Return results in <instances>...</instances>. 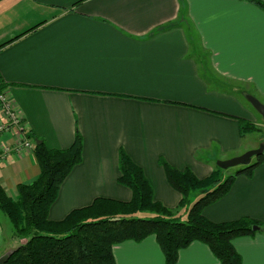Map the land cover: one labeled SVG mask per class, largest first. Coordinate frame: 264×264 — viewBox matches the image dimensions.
Here are the masks:
<instances>
[{
    "label": "crops",
    "instance_id": "1",
    "mask_svg": "<svg viewBox=\"0 0 264 264\" xmlns=\"http://www.w3.org/2000/svg\"><path fill=\"white\" fill-rule=\"evenodd\" d=\"M253 1L0 0V93L24 127L0 114L7 195L16 200L18 186L40 176L28 134L62 150L78 133L82 161L61 185L51 221L96 199H132L118 183L121 150L143 169L155 201L186 219L189 207L179 208L160 161L204 179L252 148L239 119L253 115L239 98L254 89L264 99V10ZM204 214L264 223V165L237 177ZM26 242L0 211V259ZM233 246L243 264H264V228ZM113 255L116 264H166L154 236L118 244ZM176 264L220 262L194 242Z\"/></svg>",
    "mask_w": 264,
    "mask_h": 264
},
{
    "label": "trees",
    "instance_id": "2",
    "mask_svg": "<svg viewBox=\"0 0 264 264\" xmlns=\"http://www.w3.org/2000/svg\"><path fill=\"white\" fill-rule=\"evenodd\" d=\"M253 2L264 10L262 1ZM239 124L242 135L252 130L248 120L239 119ZM27 136L38 140L33 134ZM82 153L83 139L78 133L67 149H50L45 143L35 145L39 178L19 185L16 200L0 185V211L11 222L13 236L27 240L12 251L4 264H116L114 246L127 241L140 243L150 236L156 238L166 264H176L179 252L194 242L205 244L220 264H243L233 241L255 235L254 226L264 228V223L250 218L215 223L204 214L207 207L228 194L237 177L251 178L264 165V154L226 179L225 170L219 167L210 176L199 179L190 169L178 170L161 160L169 185L182 196L179 208L189 207L186 220L181 221L173 211L155 201L143 169L121 150L118 183L131 190L132 199H96L61 221H51L49 213L61 185L82 161ZM198 192L202 196L190 204L191 195ZM145 212L152 213L154 218H135Z\"/></svg>",
    "mask_w": 264,
    "mask_h": 264
},
{
    "label": "rangeland",
    "instance_id": "3",
    "mask_svg": "<svg viewBox=\"0 0 264 264\" xmlns=\"http://www.w3.org/2000/svg\"><path fill=\"white\" fill-rule=\"evenodd\" d=\"M231 92V91H230ZM238 96L239 93L236 92ZM249 94L256 96V98L259 99V101L264 105V99L260 98L255 92L254 89H252L251 91L249 90ZM250 95V96H251ZM245 98V97H244ZM242 97H240V101H242L245 105V107L247 109H249V111L251 112V114L253 115V119L252 122L250 120V122L252 123V130H249V133H246L245 135H248V139L250 140V143L252 144V148L250 151L252 150H257L259 149L261 146L264 145V121L263 118L261 117V115L252 107V105L250 104L249 101H247V99H244ZM0 114H1V109H0ZM36 145V143H35ZM256 161V158H254L252 160V162ZM242 167H233V168H229L228 170H226V176H231L233 174L236 173L237 170L241 169ZM202 196L201 193H195L193 194V196L191 197V200L194 202H196L200 197ZM192 203V204H193ZM179 213H174V216H178ZM135 218H140V219H152L154 218V215L152 213L149 212H145V213H141L135 216ZM181 221H185L186 219H184V217H182V219H180ZM18 239V238H17Z\"/></svg>",
    "mask_w": 264,
    "mask_h": 264
},
{
    "label": "water",
    "instance_id": "4",
    "mask_svg": "<svg viewBox=\"0 0 264 264\" xmlns=\"http://www.w3.org/2000/svg\"><path fill=\"white\" fill-rule=\"evenodd\" d=\"M247 100L250 102L252 107L261 115V117L263 118V121H264V105L258 99H256L255 97H252V96H248ZM35 143H36V145L42 144V142L39 140H37ZM263 154H264V145L261 146L257 150L248 151L247 153H245L239 157H235L233 159H229L226 161H219L217 163V166L223 170H228L229 168H233V167L250 166L252 164V160L254 158L260 157ZM259 230H260V228L258 226H254L252 228L253 232H258ZM9 255H7L3 259H0V264H4V262H6Z\"/></svg>",
    "mask_w": 264,
    "mask_h": 264
},
{
    "label": "built area",
    "instance_id": "5",
    "mask_svg": "<svg viewBox=\"0 0 264 264\" xmlns=\"http://www.w3.org/2000/svg\"><path fill=\"white\" fill-rule=\"evenodd\" d=\"M0 109H1V115H4V118L7 120V124H9L10 127H15L20 129L21 131H24L23 123L22 121L16 116V114L13 112L9 102L7 101L6 97L0 93ZM4 128H8V126L0 127V132L4 130ZM29 144H26V147H28Z\"/></svg>",
    "mask_w": 264,
    "mask_h": 264
}]
</instances>
